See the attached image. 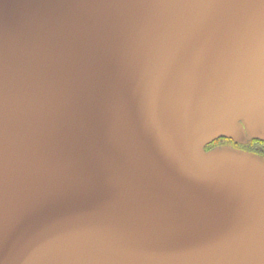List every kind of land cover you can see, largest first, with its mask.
Segmentation results:
<instances>
[{
  "label": "water",
  "instance_id": "obj_1",
  "mask_svg": "<svg viewBox=\"0 0 264 264\" xmlns=\"http://www.w3.org/2000/svg\"><path fill=\"white\" fill-rule=\"evenodd\" d=\"M264 0H0V264H264Z\"/></svg>",
  "mask_w": 264,
  "mask_h": 264
},
{
  "label": "trees",
  "instance_id": "obj_2",
  "mask_svg": "<svg viewBox=\"0 0 264 264\" xmlns=\"http://www.w3.org/2000/svg\"><path fill=\"white\" fill-rule=\"evenodd\" d=\"M231 145L233 146L234 148H237V149H240L242 151H245V152H251V153H254L256 155H259V156H262L264 157V150H260L259 151V148L260 147H264V142H258V141H251L249 144L245 145V146H239V145H234L232 142L230 141H227V140H218V141H215L212 145ZM258 146L255 148V150L253 149L254 146ZM264 149V148H263Z\"/></svg>",
  "mask_w": 264,
  "mask_h": 264
},
{
  "label": "flooded vegetation",
  "instance_id": "obj_3",
  "mask_svg": "<svg viewBox=\"0 0 264 264\" xmlns=\"http://www.w3.org/2000/svg\"><path fill=\"white\" fill-rule=\"evenodd\" d=\"M217 146H227V145H211V146L207 147V149L205 148V151L212 149L214 147H217Z\"/></svg>",
  "mask_w": 264,
  "mask_h": 264
},
{
  "label": "rangeland",
  "instance_id": "obj_4",
  "mask_svg": "<svg viewBox=\"0 0 264 264\" xmlns=\"http://www.w3.org/2000/svg\"><path fill=\"white\" fill-rule=\"evenodd\" d=\"M256 147H258V146H257V145H256V146H254V148H253V149L255 150V148H256ZM263 148H264V147H260V148H259V151H260V150H264ZM261 157H262V156H261Z\"/></svg>",
  "mask_w": 264,
  "mask_h": 264
}]
</instances>
